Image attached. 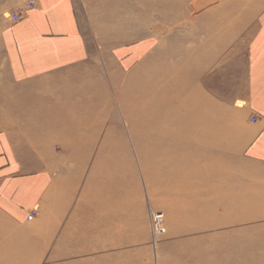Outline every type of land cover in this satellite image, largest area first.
<instances>
[{"label": "crops", "instance_id": "obj_1", "mask_svg": "<svg viewBox=\"0 0 264 264\" xmlns=\"http://www.w3.org/2000/svg\"><path fill=\"white\" fill-rule=\"evenodd\" d=\"M225 7L232 29L225 61L221 56L217 65L213 57L210 64L215 103L207 107L216 108L211 123L221 145L264 166V0ZM80 18L75 0H37L15 23L0 17V220L32 232L34 241L46 239L51 262L91 264L103 257L139 264L136 214L144 252L154 253L148 210L141 201L132 205L127 192L118 201L116 180L102 183L99 166L90 167L106 160L90 150L116 143L98 144L92 136L98 129L88 127L97 115L94 83L104 80L94 75L99 70ZM173 236L170 229L167 239Z\"/></svg>", "mask_w": 264, "mask_h": 264}, {"label": "rangeland", "instance_id": "obj_2", "mask_svg": "<svg viewBox=\"0 0 264 264\" xmlns=\"http://www.w3.org/2000/svg\"><path fill=\"white\" fill-rule=\"evenodd\" d=\"M129 1L75 0V3L84 36L93 49L94 63L99 70L97 72L93 69L94 75H100L104 80L102 85L94 83L97 115L88 127L91 130L98 129L92 134L98 144L108 138L116 143L115 146L94 147L90 150V156L106 159L90 167L99 166L97 174L102 183L116 180L118 201L127 192L131 195L129 202L132 205L138 207L141 201L144 210L158 211L164 216L167 232L158 239L156 248L152 246L154 253L151 254L144 252V224L136 214L139 264H264V166L241 161L230 153L229 148L226 150L221 145L223 141L218 139L216 123L215 127L211 123L216 119L213 111L216 108L207 107L211 102L215 103L211 89L208 88V80L214 71L210 64L214 62L213 57H216L217 65L223 62L220 57L224 58L227 54V31L232 29L225 22V4H233L237 0H185V4H180L179 0H170L176 8L184 5L187 11L179 27L170 25L167 34L171 38L170 43L166 41L164 47L158 49L160 52L165 49L164 53L169 54L167 59L170 62L167 61L170 68L179 62L181 53L187 54L189 61L199 62L200 72L195 82L199 87L205 132L194 139L182 138V142L172 144L173 150L170 152L176 157L187 152L190 156L202 154L197 167L199 165L206 176L203 181L198 179L197 186L203 190L192 198H186L185 191L183 193L167 186L164 181L165 171L158 167L168 158L153 151V142H145L137 137L143 132L139 125L142 123V113L136 111V102L129 97L140 82L148 80V77L144 78L140 73V68L147 63H140L137 58V54L142 56L140 53H145L146 42H134L130 31L136 25L133 21L136 14L138 16V12L143 13L145 9L140 2H136L132 10L125 9ZM193 1L201 2L197 4L198 9L188 10ZM23 2L0 0V17L9 21L11 12L21 8ZM149 17L144 19L139 16L138 21H147ZM149 28L144 31L148 32ZM173 73L180 75L178 70ZM109 78L113 81L110 82ZM209 83V87H213L214 83ZM140 106L149 112L146 105ZM137 113L141 119L139 122L136 121ZM193 123V119L186 121L189 126ZM184 146H189L188 150H184ZM188 179V187H195L197 180L193 178V173L190 172ZM170 229L175 236L167 239ZM7 231L12 233L10 238ZM14 239L18 242L6 244ZM98 246L101 245L89 248ZM50 250L46 239L34 241L32 232L23 231L20 227L13 228L0 220V264H61L50 261ZM238 251L250 259L245 262L233 259V253ZM90 263L122 264L117 259L103 257L92 259ZM126 264H131L129 259H126Z\"/></svg>", "mask_w": 264, "mask_h": 264}, {"label": "bare ground", "instance_id": "obj_3", "mask_svg": "<svg viewBox=\"0 0 264 264\" xmlns=\"http://www.w3.org/2000/svg\"><path fill=\"white\" fill-rule=\"evenodd\" d=\"M169 1L130 0L125 8L132 10V7L135 8L136 2H140L145 9L143 13L138 12V16L136 14V17H134L133 21L136 25L130 32H132L134 42L139 40H145L146 42L145 53H140L142 56L137 54V58H139L138 61L140 63L146 61L147 64L139 68L141 69L140 73L144 78L145 76L148 77V80L145 79L146 81L140 82L139 86L131 91L129 98H133V102H136V111L142 113H140L142 120L139 118V113L136 116V121H142L139 125L143 129L141 135L137 137L145 142H153V151L168 158L164 164L158 167L165 171V183L167 186L170 185L172 189L176 188L183 193L185 191L186 198H192L203 190L201 186H197L198 179L203 181L206 176V172L201 171L199 165L197 167L199 156L202 154L190 156L189 152H187L188 154L185 153L176 157L175 154H170V152L173 150L172 144L182 142L180 141L182 138L194 139L197 135H203L205 132L202 124L199 87L195 82V78L200 72V67L197 60L189 61L188 55L181 53L179 62L173 66L174 69L172 65L170 68L167 61L169 60L170 62V59H167V57H170L169 54L164 53L165 49L161 52L158 50L160 47H164L166 41L170 43L171 38L167 36L170 31V25L179 27L181 25L180 20L187 11L184 10V5L176 8ZM179 1H181L180 4H185V0ZM199 2L193 1L189 4L190 9L188 10L195 11V9H198L197 4ZM139 16H142V18L149 17V20L144 21V18L138 21ZM149 26L148 32L144 31ZM150 29H152L151 32ZM174 70H178L180 75L174 74ZM142 104L148 107L149 112L140 106ZM189 119H193V127L186 124ZM183 148L188 150L189 146H184ZM193 156L195 157L193 158ZM190 172L193 173V178L197 181L195 187L189 188L187 181L189 180ZM146 200L148 202L147 194ZM233 254V259L239 262H245L250 259L248 256L244 257L241 251Z\"/></svg>", "mask_w": 264, "mask_h": 264}, {"label": "built area", "instance_id": "obj_4", "mask_svg": "<svg viewBox=\"0 0 264 264\" xmlns=\"http://www.w3.org/2000/svg\"><path fill=\"white\" fill-rule=\"evenodd\" d=\"M36 6V0H24L21 8L16 9L10 15V21L15 23L24 18L25 12L33 9ZM149 217V230L151 231V246L156 248V244L158 239L162 237L166 231L164 226V216L162 213L158 211L148 210ZM32 218V214L28 217V219Z\"/></svg>", "mask_w": 264, "mask_h": 264}]
</instances>
